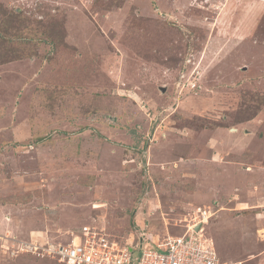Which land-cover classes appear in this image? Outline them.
Segmentation results:
<instances>
[{
	"label": "rangeland",
	"instance_id": "rangeland-1",
	"mask_svg": "<svg viewBox=\"0 0 264 264\" xmlns=\"http://www.w3.org/2000/svg\"><path fill=\"white\" fill-rule=\"evenodd\" d=\"M198 209L221 261L264 264V0H0V264Z\"/></svg>",
	"mask_w": 264,
	"mask_h": 264
},
{
	"label": "built area",
	"instance_id": "built-area-1",
	"mask_svg": "<svg viewBox=\"0 0 264 264\" xmlns=\"http://www.w3.org/2000/svg\"><path fill=\"white\" fill-rule=\"evenodd\" d=\"M210 215L206 210H196L192 225L183 234L167 237L164 243L155 246H144L141 242L121 246L109 236L84 226L80 235L67 245L47 243L44 247L21 243L20 250L47 255L64 264H238L221 261L212 241L202 234V226ZM198 224L202 226L195 231Z\"/></svg>",
	"mask_w": 264,
	"mask_h": 264
},
{
	"label": "water",
	"instance_id": "water-1",
	"mask_svg": "<svg viewBox=\"0 0 264 264\" xmlns=\"http://www.w3.org/2000/svg\"><path fill=\"white\" fill-rule=\"evenodd\" d=\"M201 226H202V224H198V225L194 228V230H195V231H198V230L200 229Z\"/></svg>",
	"mask_w": 264,
	"mask_h": 264
},
{
	"label": "bare ground",
	"instance_id": "bare-ground-1",
	"mask_svg": "<svg viewBox=\"0 0 264 264\" xmlns=\"http://www.w3.org/2000/svg\"><path fill=\"white\" fill-rule=\"evenodd\" d=\"M261 231V230H260ZM262 232H264V231H262Z\"/></svg>",
	"mask_w": 264,
	"mask_h": 264
}]
</instances>
